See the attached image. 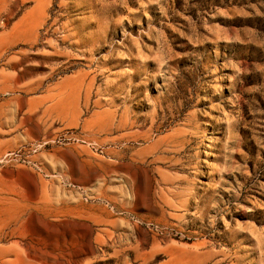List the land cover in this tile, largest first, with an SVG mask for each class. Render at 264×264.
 <instances>
[{
    "label": "rangeland",
    "instance_id": "1",
    "mask_svg": "<svg viewBox=\"0 0 264 264\" xmlns=\"http://www.w3.org/2000/svg\"><path fill=\"white\" fill-rule=\"evenodd\" d=\"M0 264H264V0H0Z\"/></svg>",
    "mask_w": 264,
    "mask_h": 264
}]
</instances>
